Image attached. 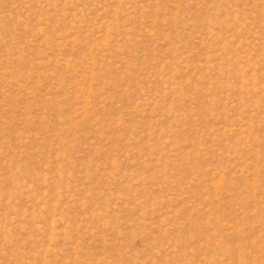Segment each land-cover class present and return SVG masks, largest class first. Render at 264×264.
I'll return each instance as SVG.
<instances>
[{
    "label": "rangeland",
    "instance_id": "rangeland-1",
    "mask_svg": "<svg viewBox=\"0 0 264 264\" xmlns=\"http://www.w3.org/2000/svg\"><path fill=\"white\" fill-rule=\"evenodd\" d=\"M0 264H264V0H0Z\"/></svg>",
    "mask_w": 264,
    "mask_h": 264
}]
</instances>
